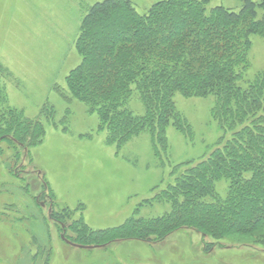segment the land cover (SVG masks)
Wrapping results in <instances>:
<instances>
[{
  "label": "rangeland",
  "instance_id": "374dc122",
  "mask_svg": "<svg viewBox=\"0 0 264 264\" xmlns=\"http://www.w3.org/2000/svg\"><path fill=\"white\" fill-rule=\"evenodd\" d=\"M102 1L0 0V104L15 111L10 129L20 137L0 142V264H264V230L223 245L194 229L136 238L148 220L170 212L139 204L165 185L171 166L154 156L147 133L118 149L99 112L66 85L81 61L83 18ZM129 1L143 13L162 0ZM219 5L241 7L213 0L209 8ZM249 41L247 66L238 69L244 89L264 78V35ZM174 101L194 137L169 129L178 162L217 141L222 128L211 96ZM128 109L144 115L137 95Z\"/></svg>",
  "mask_w": 264,
  "mask_h": 264
},
{
  "label": "trees",
  "instance_id": "16d2710c",
  "mask_svg": "<svg viewBox=\"0 0 264 264\" xmlns=\"http://www.w3.org/2000/svg\"><path fill=\"white\" fill-rule=\"evenodd\" d=\"M212 1L162 0L140 13L129 0H104L82 21L81 61L66 78L68 90L99 112L118 149L147 133L154 156L171 166L165 185L139 204L170 212L134 231L137 239L194 229L219 245L231 235L264 230V78L238 86L249 36L264 35V1L239 0L237 10L209 8ZM177 94L211 96L222 128L217 141H205L201 153L178 162L170 159L169 129L188 142L194 137ZM133 95L143 116L128 109ZM14 116L2 102L0 142L20 138L10 129Z\"/></svg>",
  "mask_w": 264,
  "mask_h": 264
},
{
  "label": "water",
  "instance_id": "95a60500",
  "mask_svg": "<svg viewBox=\"0 0 264 264\" xmlns=\"http://www.w3.org/2000/svg\"><path fill=\"white\" fill-rule=\"evenodd\" d=\"M64 240H65V238H64ZM68 244H70V245H73L74 247H78V246H76L75 244H72V243H70L69 241H67V240H65ZM79 248H87V249H91V247H79Z\"/></svg>",
  "mask_w": 264,
  "mask_h": 264
}]
</instances>
